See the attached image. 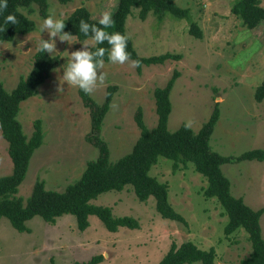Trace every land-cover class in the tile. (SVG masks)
Masks as SVG:
<instances>
[{
    "label": "rangeland",
    "instance_id": "1",
    "mask_svg": "<svg viewBox=\"0 0 264 264\" xmlns=\"http://www.w3.org/2000/svg\"><path fill=\"white\" fill-rule=\"evenodd\" d=\"M118 0H71L60 3L47 0L48 12L54 19L65 18L74 8L85 6L95 19L102 12L112 13ZM188 9V17L177 18L166 13L158 18L149 12L144 19L138 7H132L125 21V32L140 56L162 53L180 54L162 63L132 66L103 60L96 69L91 97L102 102L108 85H115L109 108L103 118L101 136L107 142L110 160L127 153L140 129L134 115L141 108L144 123L155 126L157 115L153 90L162 87L178 72L171 91L168 129L181 123L197 132L209 117L215 102L219 118L211 134V148L222 155H238L251 148L264 147V98H254L255 88L264 81V23L247 28L231 13L235 0H174ZM264 7V0H260ZM21 11L35 22V28L19 34L11 41H0V82L10 91L32 67L33 56L40 41L54 43L49 52L58 56L49 76L36 93L21 101L17 114L25 135L30 136L33 121L41 120L43 139L29 161L17 195H30L34 182L41 179L46 189L63 190L76 180L86 162L98 149L86 141L90 127L88 109L83 105L78 86L63 79L72 52L88 50L92 38L61 40L63 34L50 35L43 27V16L37 5ZM195 21L202 30L198 39L188 32ZM70 36V35H69ZM103 74V80L99 77ZM7 141L0 134V175L9 174L12 162ZM229 178L231 192L241 196L251 208L264 205V160L246 159L221 165ZM150 174L168 185V198L187 225L162 218L155 209L154 197L139 201L130 185L120 191L100 193L91 202L107 205L116 216L131 215L137 228L121 226L109 231L95 215L80 231L72 214L56 217L51 223L40 216L26 222L28 230L17 231L7 218H0V264H70L102 255L96 264H156L174 241L190 240L198 247H214L217 264H238L250 252L247 233L241 228L226 235L227 217L215 198L203 195L207 181L192 163L172 170V160L158 157ZM264 238V213L260 217Z\"/></svg>",
    "mask_w": 264,
    "mask_h": 264
},
{
    "label": "trees",
    "instance_id": "2",
    "mask_svg": "<svg viewBox=\"0 0 264 264\" xmlns=\"http://www.w3.org/2000/svg\"><path fill=\"white\" fill-rule=\"evenodd\" d=\"M67 3L71 0H58ZM36 4L41 16L49 15L47 0H8L7 7L0 12V41H11L16 35L25 34L35 28V22L21 11ZM132 7H138V15L144 19L149 12L158 18L169 13L177 18L188 17V9L179 6L174 0H118L111 13L114 24L105 29L108 33L120 32L127 37L126 51L132 60L140 64L162 63L167 58H179L180 54L162 53L159 55L140 56L133 47L131 38L125 32V21ZM231 13L238 17L247 28H255L264 23V7L260 0H235L230 8ZM9 13L17 18L16 24L5 23ZM84 19L89 24L87 34L80 30L79 21ZM60 34H69L79 40L92 38L91 25L98 24L99 19L91 16L83 5L74 8L65 18ZM188 32L194 37L202 38V30L197 22L189 24ZM105 48L103 57H93L94 60H108L111 46L105 40L102 44L94 42L87 51L95 52L96 48ZM58 56L49 52L36 50L33 64L29 72L22 76L10 91L0 82V134L7 141V152L12 162L9 174L0 175V218L5 217L17 231H26V222L34 216L53 223L56 217L72 214L77 228L82 231L89 225V216L98 217L109 231L119 227L137 228L138 220L131 215L116 216L107 205L94 204L92 199L108 190L120 191L130 185L139 201L154 197L155 209L162 218L174 220L187 225L184 216L176 211L168 198V185L150 174L151 167L163 156L172 160V170L192 163L194 169L206 178L203 195L215 198L227 217L223 231L226 235L243 229L250 242V252L241 258L238 264H264V238L261 231L260 217L264 213V205L254 209L247 205L241 196L231 192L229 178L223 173L221 165L228 162H239L246 159L264 160V147L251 148L238 155H222L213 150L209 143L215 124L219 118L217 102L197 132L187 125L171 131L168 129V117L171 111L170 91L178 77L175 71L166 84L155 87L153 96L157 121L155 126L148 128L144 123L141 108H138L134 119L140 129L132 148L115 161L110 160L107 142L101 136L103 118L109 108L111 98L116 90L115 85H108L102 102L94 100L90 94L78 89L83 105L88 109L90 127L85 134L87 142L98 149L95 158L86 162L80 176L59 191L46 189L43 180L34 182L32 191L25 199L17 195L18 187L23 181L33 151L38 148L43 139V129L40 119L33 121L30 136H26L21 122L17 118L20 103L36 93L37 87L49 76L50 70L57 64ZM254 98L261 101L264 98V81L259 83L254 91ZM214 247L203 249L194 242L187 240L179 244L174 241L156 264H217ZM102 255H96L86 261H74L70 264H96ZM50 264H55L54 262Z\"/></svg>",
    "mask_w": 264,
    "mask_h": 264
},
{
    "label": "clouds",
    "instance_id": "3",
    "mask_svg": "<svg viewBox=\"0 0 264 264\" xmlns=\"http://www.w3.org/2000/svg\"><path fill=\"white\" fill-rule=\"evenodd\" d=\"M8 0H0V12L7 7ZM5 23L16 24L17 18L14 14L9 13L5 16ZM103 25L102 28L97 27L95 24L91 25L92 32L94 36L92 39L97 44H102L107 40L108 44L111 46L109 50L108 60L113 63L123 64L125 61L129 60L130 54L126 51V41L127 37L120 32L108 33L105 29L111 27L114 24L110 12H102L100 18L97 22ZM80 30L87 34L89 29V24L85 22L84 19L79 21ZM43 27L49 28L50 35L55 36L63 27L64 20L60 18H55L49 14L43 18V25L38 26V30L42 31ZM61 40H70L71 36L65 33L60 37ZM38 49L41 52H52L54 49V43L40 41ZM105 53V48L98 47L95 52H89L87 50H77L71 53L69 62L66 67L63 79L66 80L70 85L78 86L85 94H90L93 91L94 82L98 79L96 69L103 66V61L101 59L94 60L93 57H103ZM132 66H139V60H134L131 62ZM103 74L99 77L103 80Z\"/></svg>",
    "mask_w": 264,
    "mask_h": 264
}]
</instances>
